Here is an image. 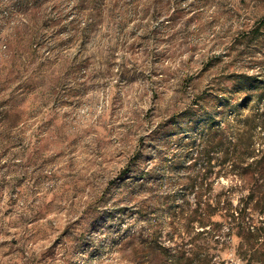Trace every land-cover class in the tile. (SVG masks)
<instances>
[{"label": "rangeland", "instance_id": "1", "mask_svg": "<svg viewBox=\"0 0 264 264\" xmlns=\"http://www.w3.org/2000/svg\"><path fill=\"white\" fill-rule=\"evenodd\" d=\"M263 143L264 0H0V264L171 261Z\"/></svg>", "mask_w": 264, "mask_h": 264}, {"label": "trees", "instance_id": "2", "mask_svg": "<svg viewBox=\"0 0 264 264\" xmlns=\"http://www.w3.org/2000/svg\"><path fill=\"white\" fill-rule=\"evenodd\" d=\"M259 152L246 166L240 165V156H230L234 181L224 191L225 200L219 199L205 207L200 203L189 217H184L185 224L173 219L172 229L180 238L174 240L175 253L171 261L167 246L158 247L142 240L132 248L136 262L221 264L240 261L243 264H264V146ZM235 195L238 201L233 203ZM194 220L199 222V228L186 242L182 234L192 230ZM222 228H227L229 233L224 241L217 237Z\"/></svg>", "mask_w": 264, "mask_h": 264}]
</instances>
